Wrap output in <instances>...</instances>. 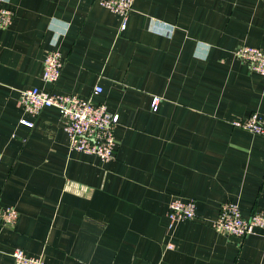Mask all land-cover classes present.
<instances>
[{"label":"crops","instance_id":"crops-1","mask_svg":"<svg viewBox=\"0 0 264 264\" xmlns=\"http://www.w3.org/2000/svg\"><path fill=\"white\" fill-rule=\"evenodd\" d=\"M100 1L0 0L13 12L0 28V206L18 213L0 222V264L16 248L44 264H264V228H213L227 201L264 210V137L231 125L264 117V76L234 55L264 49V0H133L123 28ZM30 87L117 113L114 158L71 150L55 107L23 110ZM173 198L196 215L169 227Z\"/></svg>","mask_w":264,"mask_h":264},{"label":"built area","instance_id":"built-area-1","mask_svg":"<svg viewBox=\"0 0 264 264\" xmlns=\"http://www.w3.org/2000/svg\"><path fill=\"white\" fill-rule=\"evenodd\" d=\"M133 0H101L100 4L122 16L121 27L125 26L127 15L132 7ZM13 12L0 7V28L8 26ZM234 55L245 62L249 69L264 76V49L253 45H241L234 49ZM62 56L60 51H48L43 61L42 79L50 84L55 83L61 74ZM102 91L99 85L94 87L92 94ZM18 104L33 116L46 107H55L65 121L64 130L69 138V148L81 153L95 155L102 161L114 158L116 145L114 129L118 122V114L109 112L102 103H94L91 98H81L73 94H57L51 90L30 87L19 93ZM157 99L152 101V107ZM24 125L31 127L33 122L20 119ZM233 127L247 130L264 137V117L251 113L245 117L231 120ZM196 213V204L192 199L173 198L168 205L167 217L169 227L182 220L193 219ZM18 217L17 210L12 206H0V222L13 226ZM264 228V210L252 212L243 216L238 205L227 201L220 206L219 212L213 220V228L231 236L243 238L252 233L255 228ZM172 246L171 244L169 245ZM13 264H44L41 256L28 255L21 248L11 253Z\"/></svg>","mask_w":264,"mask_h":264}]
</instances>
